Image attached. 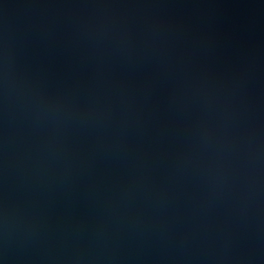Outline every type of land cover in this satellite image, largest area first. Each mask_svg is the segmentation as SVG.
<instances>
[{
  "label": "water",
  "instance_id": "water-1",
  "mask_svg": "<svg viewBox=\"0 0 264 264\" xmlns=\"http://www.w3.org/2000/svg\"><path fill=\"white\" fill-rule=\"evenodd\" d=\"M0 264H264V0H0Z\"/></svg>",
  "mask_w": 264,
  "mask_h": 264
}]
</instances>
